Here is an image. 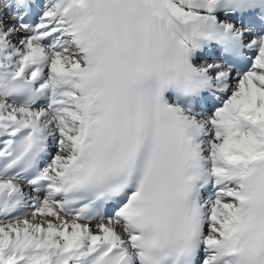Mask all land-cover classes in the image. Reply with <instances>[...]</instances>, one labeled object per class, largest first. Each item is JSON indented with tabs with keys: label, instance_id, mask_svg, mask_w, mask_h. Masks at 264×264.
<instances>
[{
	"label": "snow or ice",
	"instance_id": "snow-or-ice-1",
	"mask_svg": "<svg viewBox=\"0 0 264 264\" xmlns=\"http://www.w3.org/2000/svg\"><path fill=\"white\" fill-rule=\"evenodd\" d=\"M0 264H264V0H0Z\"/></svg>",
	"mask_w": 264,
	"mask_h": 264
},
{
	"label": "bare ground",
	"instance_id": "bare-ground-1",
	"mask_svg": "<svg viewBox=\"0 0 264 264\" xmlns=\"http://www.w3.org/2000/svg\"><path fill=\"white\" fill-rule=\"evenodd\" d=\"M217 103H219V102H217Z\"/></svg>",
	"mask_w": 264,
	"mask_h": 264
}]
</instances>
